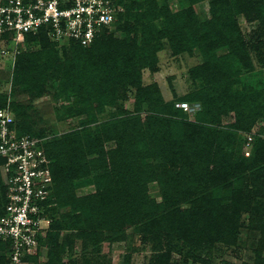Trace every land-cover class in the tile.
<instances>
[{"label": "rangeland", "instance_id": "1", "mask_svg": "<svg viewBox=\"0 0 264 264\" xmlns=\"http://www.w3.org/2000/svg\"><path fill=\"white\" fill-rule=\"evenodd\" d=\"M252 1L251 13L245 15L237 11L233 0H122L133 14L131 24L140 18L141 25L129 35L122 49L108 54L113 56L115 66L106 62V66L99 64L90 70L86 64V68L68 73L67 77L60 74L54 86L46 80L43 92L36 96L28 92L30 86L14 84L12 39L7 47L0 43L1 49L10 50L0 51L1 100H5V107L20 105L41 140L59 139L74 132L84 142L90 138L100 140L101 145L96 144L95 149L102 150L103 146L107 166L111 162L109 153L119 146L134 153L133 160L153 154V160L148 162L153 163L156 176L142 184L150 201L163 202L165 190L172 194L168 198L175 203L173 209L178 208L181 214L191 210L200 196L206 197L209 204L206 219L199 217L198 221L201 240L213 239L202 249L190 247L200 236L172 235V241L166 242L164 235L156 239L144 234L148 220L134 224L124 221L114 231L103 229L107 236H103L106 239L96 253L91 244L84 246L77 231H61L59 241L70 239L71 245L59 254L60 261L55 264H85L86 260L89 264H162L163 259L158 261L161 256H169V264H264V171L258 170L264 163L255 167L259 175L247 178L253 169L249 165L255 151L264 147V0ZM116 7L125 12L124 5ZM21 49L31 52L39 46L24 45ZM48 52L41 58L45 65L49 56L61 58L64 53L66 60H72L70 51L58 45ZM242 55L244 59L240 61ZM125 68L131 75L128 78L121 76ZM213 74L217 75L216 82L211 80ZM116 76L121 80L119 77L116 85L111 84ZM209 82L215 85L221 103L208 127H216L222 135L208 138L202 147L194 143L188 148L184 142L187 156L203 148L205 158L195 170H188V165L178 159L181 169L185 168L179 181L184 180L174 187V180L168 182L163 176V172L173 169L172 161H166L169 145L163 140L184 138L187 123L202 121L195 117L201 106L189 101L204 86L202 83ZM137 85L154 87L142 93L140 106L135 104ZM159 100L162 104L156 105ZM182 103L186 104L184 108L179 107ZM171 105L181 113H173ZM242 133L251 136L249 146L240 140ZM118 154L125 153L121 150ZM242 163L248 168L241 173ZM107 170L110 171L108 167ZM91 175L74 181L75 198L97 192L99 181L94 176L98 174ZM108 178L103 181L113 183L115 177ZM103 181L101 188L105 187ZM234 194L239 203L236 210L231 206ZM116 211L113 209L114 214ZM50 224L49 219L41 237L46 236ZM230 229L233 232L227 238ZM158 239L162 242L158 243ZM48 253L49 249L38 242L37 248L25 257L33 259L22 264H48Z\"/></svg>", "mask_w": 264, "mask_h": 264}, {"label": "trees", "instance_id": "2", "mask_svg": "<svg viewBox=\"0 0 264 264\" xmlns=\"http://www.w3.org/2000/svg\"><path fill=\"white\" fill-rule=\"evenodd\" d=\"M113 2L115 5H124L125 12L122 11V13L119 11L116 14V22L111 29L113 31L103 29L89 46L83 47L74 41H67L65 43L54 42L49 39L46 32L43 30L36 34H26L23 42L17 46V53L14 54L13 58V74L15 73L13 75L15 79L14 84L24 87L26 85L30 86L28 92H34L36 96L43 92L46 80H49L52 86H54L53 82L58 79L60 74L67 77L68 73L70 74L73 73V71L81 70L86 64L90 70H93V67H97L99 64L106 66V62H112L110 66H115V64H113V56L108 54L116 53L119 49H122L129 35L134 30L140 28L141 22H139L140 18H138L134 22V25H132L133 23L131 24V22L134 21L133 14L128 10V7L123 4L122 0H113ZM233 3L238 12L250 15L253 5L252 0H233ZM148 5L149 4L146 3V6ZM118 35H120V39H118ZM8 41L9 40L4 41V46L7 47V45H9ZM1 42L3 43V40L0 39V43ZM32 44H37L39 49L31 52L21 49L24 45L29 46ZM55 45L63 48V51H70L72 60H66L67 55L64 53L61 58L59 55L49 56V62L46 63V65L43 64L41 58L46 57L49 53L48 49L50 50V48H53ZM5 49L8 50V48H0V51ZM243 59L244 57L242 55L240 61H243ZM217 75L215 76L213 74L211 80L216 82ZM121 76L128 78L131 75L128 73V69L125 68ZM119 77L120 76H116L115 79H111V84L116 85ZM203 78L208 80L207 76ZM202 85L204 86L199 87L194 93V99L189 101L191 102L190 104L194 102L193 104H199L201 106V111L197 113L195 117L201 118L202 121H193L190 124L187 123L186 129H188V131L186 135H183L184 138L171 137L163 140L165 137H160L161 140L169 145H166L165 150L168 156L166 161L170 160L172 161L171 163H173V169L170 170L171 172H163V176L168 182L172 178L175 182L174 187L180 186V183L184 180L183 177L179 181V176L182 175V171L185 168L181 169V165L179 164L181 162L178 159H182L184 161L183 164L188 165V170H195V167L197 169L200 166L199 164L197 165V163L205 158V154H203L205 149L203 148H199L200 150L192 153L190 156H187L185 151L194 143L202 147V144H205L208 138L214 139L222 135V131L217 130L216 127H208L211 115H213L212 113L217 110L218 102L219 104L221 103V97L217 93V90H215L213 82H209L208 85L202 83ZM135 87L139 92L135 104L140 106L143 97L142 93L145 95L147 91L152 90L154 87L149 86L147 88H142L141 85ZM1 99L0 97V108H4L5 100ZM159 104H162L161 100H159V103L156 105ZM8 108L13 115L14 127L19 135H29L34 139L41 138L39 134H35L32 130L31 124L28 121V115H26V111L20 105L12 103ZM228 108L234 107L229 105ZM170 109L173 113H181V109H175L174 105H171ZM247 137L248 133H242L239 137L244 145L247 143ZM185 141L188 148L184 144ZM83 142L82 136L74 132L63 138L49 141L42 140L41 143V147L50 161L49 170L52 176V189L47 203V206L49 205L47 212L51 224L46 236H39L38 238L39 244H43L49 249L48 264H55L57 261H60L59 254L67 245H71L70 239L62 243L59 241V233L65 230L77 231V235L84 240V246L87 247L88 244H91L95 249V253L98 252V247L106 239L103 238V236H107L104 235L103 229L114 231L117 227L122 226L124 221H129L134 224L135 221L148 220V224L143 227L144 234L150 237L154 235L156 239V236L164 235L166 242L172 241V235L179 236V238L180 236H200L202 228H200L201 226L198 219L199 217L202 219L205 218L208 212L207 207L209 204L206 201V197L200 196L197 199L199 205L196 206L194 204L196 202H194L191 210L183 214L178 213L180 211L178 208L173 209L175 203L168 198V196L172 194H169L165 190H163L162 195L163 202L159 204L150 201L147 197L145 187L142 184H144V181L149 180L150 177L156 176L154 174L153 163L148 162V160H153L151 159L153 158V154L148 153L141 159L136 157L133 160L134 153L124 151V146H119L109 153L111 162L107 166V163H105L107 162V153L104 152L103 146L101 147L102 150L100 148L95 149V145H101V141L90 138L87 142H84L85 145H83ZM85 146L86 150L84 149ZM176 149H178V151H176ZM121 150L125 153L123 154L124 156L118 154ZM216 154L220 157L219 153L216 152ZM177 155H179V158ZM263 163L264 147L257 148L253 160L249 165V167L253 165V169H251L252 171L247 177L249 180L259 175L255 173V167ZM244 165L245 163L241 164L239 172L242 173L248 168ZM107 167L110 171L107 170ZM259 168L262 173L264 167L260 166L258 170ZM94 173L98 174L94 176L99 181L97 184V192L93 195H83L82 197L75 198L73 190L76 189L77 185L74 184V181H80L79 179L92 176L91 174ZM111 174L113 178L115 177L113 183L112 180H108L110 179L108 177L112 176ZM145 176H147L146 179L144 178ZM158 177L161 180V176L159 175ZM104 178L108 179L103 181ZM136 178L142 179L140 180L141 183ZM102 181L105 183V187L101 188L100 183ZM160 183L162 184V181H160ZM174 191H176V188ZM225 199L226 196L223 200ZM5 205L6 188L0 175V215ZM111 206H113V208ZM231 206L235 210L239 206L236 194L233 195ZM113 209H117L115 214ZM232 232L233 230L231 229L228 231L227 238L231 236ZM211 235L213 234L211 233ZM212 239L213 238H206L201 240L200 236L195 239V242L191 244L190 247H194L195 249L201 247L202 249L204 245L210 243ZM161 242V239H158V243ZM207 250H209V247ZM5 254V247L0 244V264H10ZM27 259L33 258H24V262ZM162 259V264H169V256H165L164 258L161 256L160 259L158 258V261L161 262ZM84 263L89 264L90 262L86 260Z\"/></svg>", "mask_w": 264, "mask_h": 264}, {"label": "built area", "instance_id": "3", "mask_svg": "<svg viewBox=\"0 0 264 264\" xmlns=\"http://www.w3.org/2000/svg\"><path fill=\"white\" fill-rule=\"evenodd\" d=\"M118 11L113 0H0V39L3 44L12 39L13 56L26 34L42 30L52 41H74L85 47L103 29L113 28ZM6 51L10 50H2ZM251 141L248 136L246 146ZM41 143L19 135L9 108H0V175L6 188L0 244L10 264H22L37 248L49 221L52 176Z\"/></svg>", "mask_w": 264, "mask_h": 264}]
</instances>
